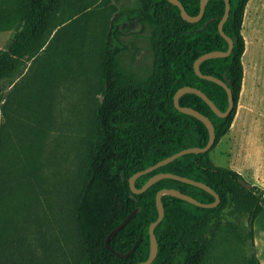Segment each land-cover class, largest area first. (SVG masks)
Wrapping results in <instances>:
<instances>
[{"label": "trees", "instance_id": "trees-1", "mask_svg": "<svg viewBox=\"0 0 264 264\" xmlns=\"http://www.w3.org/2000/svg\"><path fill=\"white\" fill-rule=\"evenodd\" d=\"M179 1L188 16L198 14L200 0ZM247 2L229 0L223 32L237 39L230 54L199 65L202 74L223 80L231 90L234 105L230 114L216 116L191 93L179 98L181 106L210 119L215 134L212 147L208 152L185 154L134 182L135 188H140L157 173H171L209 186L220 198L216 207L201 208L163 195L164 217L154 229L158 251L151 264H203L223 225L236 229L245 226V237L252 238L264 193L257 186L247 185L238 172L216 167L209 158V152L230 130L241 91V27ZM68 6L69 0H0V32L15 29L0 52V92L12 84L10 80L24 61L34 58L47 46L52 33L55 35L58 27L67 24ZM223 13V0H207L201 19L188 23L181 18L178 7L167 0H139L137 20L149 29L154 52L152 72L145 79L121 64L119 45L108 48L103 44L95 70L100 99L93 111L85 178L74 200L78 251L73 264H136L146 260L150 250L148 227L157 218L155 196L162 189L178 190L201 203L213 202L214 197L204 189L171 178L134 194L128 179L180 150L206 145L205 125L177 111L173 96L183 86L194 87L220 111L226 110V91L193 71L200 55L227 50V42L217 29ZM115 26L111 35L116 38L119 30L117 23ZM131 213L130 220L108 239ZM24 244V237L15 239L0 224V264H33L22 250ZM247 264L260 263L251 253Z\"/></svg>", "mask_w": 264, "mask_h": 264}, {"label": "rangeland", "instance_id": "rangeland-1", "mask_svg": "<svg viewBox=\"0 0 264 264\" xmlns=\"http://www.w3.org/2000/svg\"><path fill=\"white\" fill-rule=\"evenodd\" d=\"M138 8L139 0H69L67 24L0 92V224L15 239L24 237L22 250L33 264L76 261L73 208L100 99L95 73L100 51L119 45L121 64L144 79L154 65ZM14 32H0V52ZM241 34L244 74L235 115L209 158L264 193V0H248ZM238 228L221 227L203 264H247L251 253L264 264V205L251 239L245 237L247 227Z\"/></svg>", "mask_w": 264, "mask_h": 264}, {"label": "water", "instance_id": "water-1", "mask_svg": "<svg viewBox=\"0 0 264 264\" xmlns=\"http://www.w3.org/2000/svg\"><path fill=\"white\" fill-rule=\"evenodd\" d=\"M167 1L169 3H171L172 5H175L176 7H178V9L180 11V16L184 21H186L188 23H196L201 19L202 15L204 13L205 3L207 0H200L199 1V12L196 16H193V17L188 16L186 14L184 7L179 0H167ZM223 1H224V13H223L220 21L218 22L217 29H218V33L220 34V36L227 42V50L226 51H211V52H207V53L200 55L197 59H195V61L193 63V71L197 77L204 79V80H207V81H211V82L219 85L220 87H222L226 91L227 102H228L226 110L223 112L220 111L202 91H200L194 87L183 86V87L179 88L174 93L173 105L177 111H179L183 114L189 115V116L199 120L200 122H202L205 125V127L208 131V141H207L206 145L204 147H190V148L180 150V151L174 153L173 155L158 161L157 163H155L154 165H152L146 169H143L141 171H137L128 179L129 189L134 194L143 193L152 184H154L155 182H157L161 179L171 178V179L178 180V181H181V182H184V183H187V184H190V185L204 189L205 191H207L208 193H210L214 197V200L211 203H201V202L197 201L196 199H194L193 197L186 195V194H183L180 191L175 190V189H162V190L158 191L156 193V196H155L157 218L148 227L149 246H150L149 255H148L146 260L141 261V262L136 263V264H151L157 255L158 246H157V240H156V237L154 234V229L162 221V219L164 217V206H163V203L161 200L163 195L173 196L177 199L183 200L187 203H190L194 206L201 207V208H214L219 204V201H220L219 196L209 186H207L201 182L194 181V180L188 179L186 177L174 175L171 173H157V174L153 175L152 177H150L146 181V183L140 188H135L134 182L138 177L145 175V174H147V173H149V172H151V171H153L159 167L167 165L168 163L174 161L175 159H177V158H179L185 154L208 152L210 150V148L212 147V145L214 143V139H215L214 127H213L212 122L210 121V119L208 117L204 116L203 114H201L197 110L192 109L190 107L181 106L179 104V98L182 95L187 94V93L197 95L199 98H201L208 105V107L211 109V111L218 117H226L232 111L234 102H233L231 90L228 88L226 83L223 80L218 79L216 77H213L211 75L202 74L200 72V69H199L200 63L205 61V60L212 59V58L227 57L230 54L234 43L237 41L236 38L233 40L223 32V24L228 18L229 8H230L229 7V0H223ZM133 213L129 214L122 221V223H120L115 229H113V231L110 233L108 239L110 238V236H112L116 231H118L121 227H123L130 220Z\"/></svg>", "mask_w": 264, "mask_h": 264}]
</instances>
